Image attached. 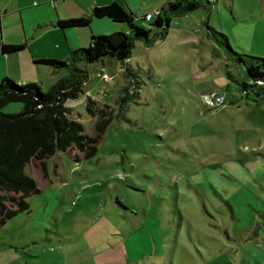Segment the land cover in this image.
Listing matches in <instances>:
<instances>
[{
  "label": "rangeland",
  "instance_id": "rangeland-1",
  "mask_svg": "<svg viewBox=\"0 0 264 264\" xmlns=\"http://www.w3.org/2000/svg\"><path fill=\"white\" fill-rule=\"evenodd\" d=\"M207 1L170 15L163 34L135 20L148 38L123 62L77 63L70 116L90 136L104 104L110 120L92 156L25 165L39 191L0 224V264H264V96L240 87L264 81L246 79L204 27L264 58V0ZM147 2L130 7L136 17ZM213 92L221 106L204 103Z\"/></svg>",
  "mask_w": 264,
  "mask_h": 264
},
{
  "label": "trees",
  "instance_id": "trees-1",
  "mask_svg": "<svg viewBox=\"0 0 264 264\" xmlns=\"http://www.w3.org/2000/svg\"><path fill=\"white\" fill-rule=\"evenodd\" d=\"M203 0H164L153 16L151 25L158 27L163 34L168 27L169 16L184 14L196 9ZM206 4L209 1L204 0ZM107 17L124 23L125 31H114L107 35H91L85 47L69 52L64 60L42 58L38 62L49 66L54 71L65 74L42 91L35 82L15 83L8 77L0 79V224L19 211L28 209L27 197L39 191L36 182L24 172V167L32 160L39 161L43 168L44 159L56 152L78 150L84 157L92 156L96 151V142L104 132L111 115V108L106 114L100 112V118L94 122V135L90 136L83 130L82 124L70 116L71 109L64 105L68 99H75L81 92L85 80L84 73L77 63L95 62L108 56L123 62L130 53L133 39L142 38L147 41L148 30L137 25L135 20L141 17L132 15L121 5L109 4L93 7L89 15L57 20V26H86L91 18ZM207 34L212 36L223 49L226 57L242 66L244 76L248 80L264 81V58L237 53L231 49L226 35L207 26ZM22 44H2L3 53L18 51ZM254 85L256 87H254ZM240 82V87H249L255 94L264 96V85ZM259 85V86H258ZM11 102L20 103L19 111L4 113L1 108ZM95 102L85 98L83 108L93 113ZM93 106V107H92ZM93 108V110H92ZM109 114V115H108ZM108 115V116H107Z\"/></svg>",
  "mask_w": 264,
  "mask_h": 264
},
{
  "label": "crops",
  "instance_id": "crops-1",
  "mask_svg": "<svg viewBox=\"0 0 264 264\" xmlns=\"http://www.w3.org/2000/svg\"><path fill=\"white\" fill-rule=\"evenodd\" d=\"M142 1L148 2L138 16L162 6L161 0H0V79L9 77L18 84L39 80L42 85H51L65 72L54 71L39 59L64 60L70 51L86 46L91 35L127 29L124 23L107 17H93L86 26L63 28L57 26V20L89 15L93 7L111 2L137 16L130 7ZM2 44L23 47L3 53Z\"/></svg>",
  "mask_w": 264,
  "mask_h": 264
},
{
  "label": "built area",
  "instance_id": "built-area-1",
  "mask_svg": "<svg viewBox=\"0 0 264 264\" xmlns=\"http://www.w3.org/2000/svg\"><path fill=\"white\" fill-rule=\"evenodd\" d=\"M158 9H155V10H153L151 12H148V13L143 14L142 16H140L141 19L143 21H149V20H151V18H153V16L155 14H157ZM203 97H204V99H203L204 100V103L206 105L208 104V105H211L213 107L221 106L223 104V102H224L223 101L224 99H223L222 95L216 94L214 92L213 93H210L208 95H205Z\"/></svg>",
  "mask_w": 264,
  "mask_h": 264
}]
</instances>
